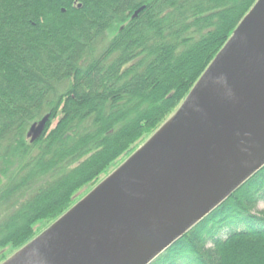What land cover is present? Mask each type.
Returning <instances> with one entry per match:
<instances>
[{
	"label": "trees",
	"instance_id": "16d2710c",
	"mask_svg": "<svg viewBox=\"0 0 264 264\" xmlns=\"http://www.w3.org/2000/svg\"><path fill=\"white\" fill-rule=\"evenodd\" d=\"M257 1L0 0V264L164 126ZM260 201L264 166L152 264H264Z\"/></svg>",
	"mask_w": 264,
	"mask_h": 264
},
{
	"label": "water",
	"instance_id": "95a60500",
	"mask_svg": "<svg viewBox=\"0 0 264 264\" xmlns=\"http://www.w3.org/2000/svg\"><path fill=\"white\" fill-rule=\"evenodd\" d=\"M44 120L32 126L36 137ZM264 166V0L173 118L3 264H151Z\"/></svg>",
	"mask_w": 264,
	"mask_h": 264
},
{
	"label": "rangeland",
	"instance_id": "374dc122",
	"mask_svg": "<svg viewBox=\"0 0 264 264\" xmlns=\"http://www.w3.org/2000/svg\"><path fill=\"white\" fill-rule=\"evenodd\" d=\"M178 111V110H177ZM176 111V112H177ZM175 112V113H176ZM175 113L166 121V123L165 124H167L172 118H173V116L175 115ZM165 124H164V126H165ZM29 139H30V136L28 135L27 136ZM153 137H154V135H153ZM152 137V138H153ZM152 138H150L149 140H151ZM149 140L148 141H144V143L139 147V149H137L136 151H135V153L133 154V155H135L139 150H141L144 146H145V144L147 143V142H149ZM132 155V156H133ZM131 156V157H132ZM130 157V158H131ZM129 158V159H130ZM128 159V160H129ZM128 160H126L124 163H126ZM122 162V161H121ZM120 162V163H121ZM123 163V164H124ZM123 164H121V165H119V161L115 164V165H112V166H110V167H108L101 175H100V184L102 183V182H104L105 180H107L109 177H111ZM117 165V166H116ZM99 184V185H100ZM98 185V186H99ZM98 186H96L95 188H97ZM93 186H90V185H87V186H85V187H83L82 189H80L76 194H75V198H78L79 199V202L77 203V204H79L82 200H84L87 196H89L91 193H92V191L95 189L94 187V189L92 188ZM76 204V205H77ZM260 211H264V202L263 201H260V202H258L257 203V206H256V210H255V212H252V214L253 215H258V213L257 212H260ZM196 225V224H195ZM194 225V226H195ZM39 226H40V223L38 224V228H39ZM52 226V225H51ZM51 226H49V227H47V228H45L44 230H43V232L41 233V235L44 233V232H46ZM242 229V226H233V230H237V231H239V230H241ZM230 231V228H228V227H223L221 230H220V232H219V236H220V239L221 240H224L225 239V237H226V234L228 233ZM11 257H9V259H10ZM8 259V260H9ZM5 263V262H4ZM3 264V263H2ZM152 264V263H151Z\"/></svg>",
	"mask_w": 264,
	"mask_h": 264
}]
</instances>
